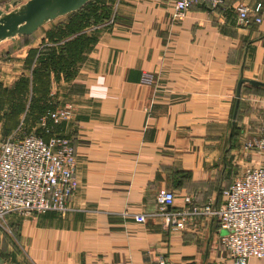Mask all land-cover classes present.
I'll return each instance as SVG.
<instances>
[{
	"label": "crops",
	"instance_id": "crops-1",
	"mask_svg": "<svg viewBox=\"0 0 264 264\" xmlns=\"http://www.w3.org/2000/svg\"><path fill=\"white\" fill-rule=\"evenodd\" d=\"M258 4L197 3L176 20L175 0H118L74 81L75 117L54 128L75 146L79 188L63 214L10 216L20 264H232L215 221L169 228L158 195L175 194L169 211L186 196L220 206L231 166L264 161L244 149L264 119V87L248 82L264 84V19L241 23L237 11ZM40 31L30 48L59 45Z\"/></svg>",
	"mask_w": 264,
	"mask_h": 264
},
{
	"label": "built area",
	"instance_id": "built-area-1",
	"mask_svg": "<svg viewBox=\"0 0 264 264\" xmlns=\"http://www.w3.org/2000/svg\"><path fill=\"white\" fill-rule=\"evenodd\" d=\"M174 19L181 20L197 3L217 9L226 0H175ZM241 23L261 24L264 6L238 7ZM145 84L153 83L146 75ZM76 105L65 103L49 112L42 127L61 125L75 117ZM51 137L45 139L38 134L11 137L0 143V223L10 216L34 217L68 210L69 200L79 188L77 176L78 159L71 139L46 129ZM246 152H254L264 158V119L260 138L244 145ZM224 202L220 206L212 203L203 207L195 205L194 198L186 196L185 208L169 211L175 204V194L162 191L158 200L162 204V215L166 226L185 231L196 218L215 221L221 236V244L232 264H250L252 259L264 260V161L257 167L246 168L236 176L223 192ZM137 223L145 224V215H136ZM160 264H166L164 260Z\"/></svg>",
	"mask_w": 264,
	"mask_h": 264
},
{
	"label": "rangeland",
	"instance_id": "rangeland-1",
	"mask_svg": "<svg viewBox=\"0 0 264 264\" xmlns=\"http://www.w3.org/2000/svg\"><path fill=\"white\" fill-rule=\"evenodd\" d=\"M28 1L0 0V10L5 11L13 2L25 4ZM117 3L118 0H92L79 14H70L41 28L42 33L49 28L55 31L53 37L57 39L50 41L53 44L78 43L70 47L68 53L62 50L65 45H61L60 55L53 60L47 55L40 59L43 47L30 48L33 45L30 37H18L14 43L0 45V143L15 136H47L41 126L46 113L65 103H73L69 96L74 91L73 84L83 58L98 41L100 31L115 20ZM239 171L238 166H231L230 184ZM10 218L0 223V257L5 264H20L23 256L17 250L16 230L10 226ZM225 234L224 231L221 236Z\"/></svg>",
	"mask_w": 264,
	"mask_h": 264
},
{
	"label": "water",
	"instance_id": "water-1",
	"mask_svg": "<svg viewBox=\"0 0 264 264\" xmlns=\"http://www.w3.org/2000/svg\"><path fill=\"white\" fill-rule=\"evenodd\" d=\"M92 0H29L25 4L13 2L6 10H0V45L13 42L18 37H30L44 26L70 14L79 12ZM252 86L264 87L258 81H248ZM241 80L238 85V97L241 95ZM240 101L234 113L233 127L236 125ZM232 142L230 141L229 149ZM0 264H5L0 257Z\"/></svg>",
	"mask_w": 264,
	"mask_h": 264
},
{
	"label": "trees",
	"instance_id": "trees-1",
	"mask_svg": "<svg viewBox=\"0 0 264 264\" xmlns=\"http://www.w3.org/2000/svg\"><path fill=\"white\" fill-rule=\"evenodd\" d=\"M88 5V4H87ZM86 5V6H87ZM85 6V7H86ZM84 7V8H85ZM83 8V9H84ZM82 9V10H83ZM82 10H80V11H82ZM79 11V12H80ZM79 12H76V13H78L79 14ZM71 15H73V14H71ZM72 24V23H71ZM75 32H77V30L76 31H74L73 33H69V35L71 36V35H73ZM50 37V41H52V40H55V39H57L56 37H53L52 35H50L49 36ZM72 41V40H71ZM54 43V42H53ZM75 43H77V42H69V41H67V42H65L64 41V47L62 48V50H66V52L68 53L69 51V48L71 47L72 48V46H74L75 45ZM55 44H57V43H55ZM63 44H61V45H63ZM78 44V43H77ZM61 45L59 44V45H57L56 47H54V46H45V47H43V49L39 52V56H40V59H41V57L42 56H48L49 57V59L50 60H53L54 59V57H56L57 58V56L56 55H60V47H61ZM50 52V53H49ZM38 56V57H39ZM54 110V109H53ZM51 112V111H50ZM46 115H48V112L46 113ZM56 126H53V124H52V122L51 121H48V127H46V128H42V130H44L45 131V133H46V129H50V130H53V133H56L55 132V130H54V128H55ZM41 136H43L45 139H47V138H49V135H41ZM233 138V137H232Z\"/></svg>",
	"mask_w": 264,
	"mask_h": 264
}]
</instances>
